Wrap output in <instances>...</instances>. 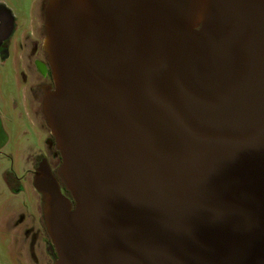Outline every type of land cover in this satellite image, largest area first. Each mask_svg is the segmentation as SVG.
I'll return each instance as SVG.
<instances>
[{"label":"water","instance_id":"water-1","mask_svg":"<svg viewBox=\"0 0 264 264\" xmlns=\"http://www.w3.org/2000/svg\"><path fill=\"white\" fill-rule=\"evenodd\" d=\"M43 13L41 111L70 195L43 157L53 264H264V0Z\"/></svg>","mask_w":264,"mask_h":264},{"label":"rangeland","instance_id":"rangeland-1","mask_svg":"<svg viewBox=\"0 0 264 264\" xmlns=\"http://www.w3.org/2000/svg\"><path fill=\"white\" fill-rule=\"evenodd\" d=\"M20 23L39 9V0H0ZM18 37L15 34L14 39ZM10 49L9 56H0V264H15L5 240L24 260L33 231L24 232L31 211L38 205V195L31 185L35 153L44 152L47 128L40 111L30 106L28 69L19 53ZM56 164V161H52ZM11 172L22 185L14 193L6 184L5 173ZM40 218V206H37ZM10 230L11 232H9ZM10 233L12 238L10 237ZM11 238V239H10ZM40 252V250H39Z\"/></svg>","mask_w":264,"mask_h":264},{"label":"flooded vegetation","instance_id":"flooded-vegetation-1","mask_svg":"<svg viewBox=\"0 0 264 264\" xmlns=\"http://www.w3.org/2000/svg\"><path fill=\"white\" fill-rule=\"evenodd\" d=\"M46 1L39 0L38 11L30 13L20 23L17 21L14 13L4 3L0 2V56L3 59L7 58L12 48L16 50L15 53H19V58L24 59L25 66L28 69L30 106L36 115L39 111L42 115L41 105L45 93L54 89L51 67L43 48L45 38L43 11ZM16 33H18V37L14 39ZM46 128L47 132H44L46 136L44 152L35 153V166H37L43 157H46L54 175L58 178L56 172L60 165V154L55 146L54 137L50 134L49 128L47 126ZM52 161H56V164ZM11 182L15 185V188L9 187L14 193L22 189L21 183L13 174ZM59 183L61 191L69 197L70 195L64 189L60 180ZM35 208L37 209V205L33 210H30L31 216L28 217L24 227V232L29 233L33 231V235H31L28 241V252L27 254L25 253L24 260L22 259L21 261L19 259L20 256L7 243L8 239L5 240L7 249L10 251L11 258L15 264H53L54 257L56 256V250L51 243L48 233H46L47 231L41 215L39 218L38 210H35ZM8 231L11 232L10 230ZM10 237L12 238L11 233Z\"/></svg>","mask_w":264,"mask_h":264},{"label":"trees","instance_id":"trees-1","mask_svg":"<svg viewBox=\"0 0 264 264\" xmlns=\"http://www.w3.org/2000/svg\"><path fill=\"white\" fill-rule=\"evenodd\" d=\"M58 179L61 181L64 189L67 191V193L69 194V191L66 188V185L64 184L63 180L61 179L59 172H56ZM5 178H6V183L8 184V186H10L11 188H15V185L11 182L12 181V173L11 172H7L5 173ZM47 233V232H46Z\"/></svg>","mask_w":264,"mask_h":264}]
</instances>
